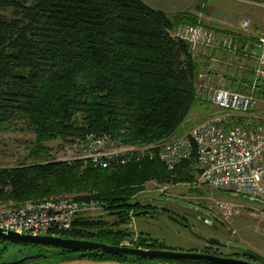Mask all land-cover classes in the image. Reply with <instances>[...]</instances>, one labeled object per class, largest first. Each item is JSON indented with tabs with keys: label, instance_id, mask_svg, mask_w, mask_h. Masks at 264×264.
Here are the masks:
<instances>
[{
	"label": "trees",
	"instance_id": "1",
	"mask_svg": "<svg viewBox=\"0 0 264 264\" xmlns=\"http://www.w3.org/2000/svg\"><path fill=\"white\" fill-rule=\"evenodd\" d=\"M4 9L11 15L0 14V131L16 126L35 139L32 161L0 168V202L99 198L111 222L80 214L62 235L110 245L133 241L124 226L131 215L144 213L133 196L148 180L191 182L190 161L172 169L157 158L101 168L49 158L44 143L59 138L71 145L104 132L141 145L178 133L198 103L194 84L203 65L172 31L197 17L167 14L141 0H0ZM257 94L264 97L263 82ZM9 244L0 239V264H22L2 260ZM80 257L112 255L90 251Z\"/></svg>",
	"mask_w": 264,
	"mask_h": 264
},
{
	"label": "built area",
	"instance_id": "2",
	"mask_svg": "<svg viewBox=\"0 0 264 264\" xmlns=\"http://www.w3.org/2000/svg\"><path fill=\"white\" fill-rule=\"evenodd\" d=\"M238 1L264 8V2ZM249 24V19H243L240 27L245 29ZM172 35L189 42L192 50L215 45L223 50H237L231 39L216 43L214 31L200 24L179 26ZM255 47L257 62L247 91L196 87L197 99L212 104L221 113L211 114L170 138L141 145L125 144L104 132L87 133L69 146L67 159L82 158L105 168L117 161L157 158L168 169L187 160L194 183L264 202V115L252 112L257 86L264 83V32L257 36ZM105 205L99 198L73 197L28 201L18 206L0 205V227L18 233L62 235L71 231L77 215ZM219 207L223 217L236 211L231 203H221Z\"/></svg>",
	"mask_w": 264,
	"mask_h": 264
},
{
	"label": "rangeland",
	"instance_id": "3",
	"mask_svg": "<svg viewBox=\"0 0 264 264\" xmlns=\"http://www.w3.org/2000/svg\"><path fill=\"white\" fill-rule=\"evenodd\" d=\"M251 1L257 3L264 2V0ZM208 6L209 7H207L205 10L208 15L214 14V10H220L221 12H223V14H221L220 16L222 17L221 20L227 22L231 20L230 16L237 19L241 18L242 20L249 19L250 24L248 25V27H246L245 29L239 27V32L247 33L254 30L259 32L258 35L264 32V8L257 5L256 3L254 4L238 0H208ZM0 14L9 17L11 15V10H1ZM237 50L229 51L226 53V58L231 61L227 62L226 67L232 70L236 69L237 71H239L243 69V66L248 67V58L243 56L242 59L239 54H237ZM223 64L225 63L222 62V65ZM252 78L253 75L251 76L249 83H245L246 85L244 84L243 88H233L232 90L247 91L251 85ZM199 85H207L213 88L224 87L230 89L222 76L211 79L209 75L203 73L201 75L198 74L197 76L194 84V93L196 87ZM255 96L256 104L252 112L256 115H264V97H261L257 94V89ZM195 98L197 99L196 94ZM197 101V105L194 106L189 116L185 119L179 132L186 131L194 124L209 117V115L211 114L221 113L212 104L207 102H200V100L198 99ZM34 139L35 137L32 133L22 132L16 126H8L0 131V168H9L17 166L22 162L32 161L28 153L30 148L32 147ZM44 145L49 149V158L51 157L57 160H71L67 159L70 153V145L66 144L61 139L57 138L47 141L44 143ZM157 196L176 197L179 200L187 202L186 204L190 203L192 204L191 206L199 205L204 208H208L209 210H212L220 215L222 213V210L220 209L219 204H234L236 206L235 213L232 212L231 214H226V216H224L225 220H227L231 225H229V228L231 229L232 227L235 230L234 234H232V240L239 241V243H241L242 245L252 247L255 251H260V253H262L261 250L262 248H264V202H262L260 199H250V197L232 194L228 191L210 189L206 186L194 183L193 179L191 182L178 183H159L154 180H148L143 184V189H141L133 196V200L138 201L140 206L143 208L149 203V201L152 202L151 199ZM63 197H73V195H63L62 197L57 198ZM28 201L32 200H26L17 203L13 200L6 199L1 201L0 205L18 206ZM104 208L105 207L100 208L94 212H87L83 215L89 220H103L108 224L111 222L112 216L107 215ZM125 226L130 232L133 233V235L136 236L139 232L147 233L153 238L158 239L167 248H199L201 247L202 243L201 240L194 238L180 226L173 224L166 219H162L160 220V222L158 221L157 223H155L148 215L145 217L143 215H134V218L128 221ZM192 230L197 232L198 234L207 236L211 233L208 232L207 226L199 221L192 222ZM37 252H40L39 254L41 257L27 258L29 256L37 254ZM2 260L21 261L23 262L22 264H126L113 260H93L88 257H72L71 255L57 256L56 250L53 248H26L21 247L18 244H9L2 256ZM151 264L189 263L167 262L159 260L153 261Z\"/></svg>",
	"mask_w": 264,
	"mask_h": 264
},
{
	"label": "flooded vegetation",
	"instance_id": "4",
	"mask_svg": "<svg viewBox=\"0 0 264 264\" xmlns=\"http://www.w3.org/2000/svg\"><path fill=\"white\" fill-rule=\"evenodd\" d=\"M151 200L152 202L149 201V203L141 209L144 213L139 215H143L144 217L148 215L155 223L158 221L160 222L162 219H166L180 226L182 229H185L188 234L201 240V247L189 249L167 248L158 239L142 232H139L136 236L134 235L133 241L125 240L114 245L143 250L190 251L221 258L235 259L241 264H264V248H262V253H260V251H255L252 247L242 245L239 241H233L232 234H234L235 230L232 227L231 229L229 228L231 225L222 215L199 205L193 208L191 206L192 204H186L187 202L179 200L176 197L157 196ZM133 218L134 216L131 215V219ZM195 221H199L206 225L208 232L211 233L207 236L193 231L192 222ZM124 227L127 228L126 226ZM109 255H112V258L106 260H113L126 264H151L153 261L159 260L173 262L167 259L148 258L137 255Z\"/></svg>",
	"mask_w": 264,
	"mask_h": 264
},
{
	"label": "crops",
	"instance_id": "5",
	"mask_svg": "<svg viewBox=\"0 0 264 264\" xmlns=\"http://www.w3.org/2000/svg\"><path fill=\"white\" fill-rule=\"evenodd\" d=\"M141 1L151 8L161 10L167 14H173L176 12H189L193 14L197 17L196 22H200L206 28L214 31L216 43L224 38L231 39L237 45V54H239L241 58L243 56L248 58V67L243 66V69L239 71L236 69H229L226 67V64L230 60H228L226 58L227 56H225L226 53L229 52L228 50H222L221 48L217 47V45L214 47L198 46L193 50V55L197 62H200L201 65H203V69L200 71L199 75L203 73L209 75L211 79L222 76L230 89H237L239 87L243 88L245 83H249L257 62V50L255 47V42L259 32L254 30L247 33L239 32L238 29L242 20L241 18L237 19L230 16L231 20L228 22L221 20L222 17L220 16L223 14V12L220 10H214V14L208 15V13L205 11L206 8L209 7L208 0ZM222 62L225 64L222 65Z\"/></svg>",
	"mask_w": 264,
	"mask_h": 264
},
{
	"label": "water",
	"instance_id": "6",
	"mask_svg": "<svg viewBox=\"0 0 264 264\" xmlns=\"http://www.w3.org/2000/svg\"><path fill=\"white\" fill-rule=\"evenodd\" d=\"M246 197V196H245ZM250 199H254L250 197ZM193 208L195 206H192ZM0 239L14 244L49 247L72 253V257H80L85 252L100 251L107 254L137 255L148 258L167 259L178 263L189 264H241L238 260L216 257L190 251L143 250L80 239L63 235H32L6 230L0 227Z\"/></svg>",
	"mask_w": 264,
	"mask_h": 264
},
{
	"label": "bare ground",
	"instance_id": "7",
	"mask_svg": "<svg viewBox=\"0 0 264 264\" xmlns=\"http://www.w3.org/2000/svg\"><path fill=\"white\" fill-rule=\"evenodd\" d=\"M196 24H200V25H202V26H204L203 24H201L200 22H197ZM195 25V24H194ZM78 159H82V158H78ZM71 160H74V159H71ZM83 160V159H82ZM12 231V230H11ZM26 234H30V233H26ZM32 235H34V234H32ZM46 235V234H45Z\"/></svg>",
	"mask_w": 264,
	"mask_h": 264
}]
</instances>
